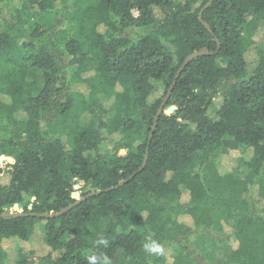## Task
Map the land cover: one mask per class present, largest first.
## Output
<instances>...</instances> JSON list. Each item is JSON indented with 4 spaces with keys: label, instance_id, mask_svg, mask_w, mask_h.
<instances>
[{
    "label": "trees",
    "instance_id": "trees-1",
    "mask_svg": "<svg viewBox=\"0 0 264 264\" xmlns=\"http://www.w3.org/2000/svg\"><path fill=\"white\" fill-rule=\"evenodd\" d=\"M209 1L0 0V264H264V0Z\"/></svg>",
    "mask_w": 264,
    "mask_h": 264
},
{
    "label": "rangeland",
    "instance_id": "rangeland-1",
    "mask_svg": "<svg viewBox=\"0 0 264 264\" xmlns=\"http://www.w3.org/2000/svg\"><path fill=\"white\" fill-rule=\"evenodd\" d=\"M135 14H137V13L135 12ZM96 84H98V83H96ZM102 89L100 87L98 88V86H97V90L102 91ZM97 93H98V95L102 94L100 92H97ZM157 93H158V95L163 94V87L161 85H158ZM78 109H79V106H76L75 110L72 112L71 117L75 116ZM0 156H1L0 161L2 160L1 161L2 164H0V168L3 169V174L0 176H3L6 172L12 171V166L15 164V160L12 157L4 156V155H0ZM237 156H238V153L234 152L231 155H229L228 157H226L227 160H226L225 166L231 168L233 163H234V159ZM3 157H5V159H6L5 161H4ZM83 193H85L84 184L81 182H76L75 186H74V192L72 194L73 198L76 200H79L80 198H82ZM8 210H14L15 212L22 213L24 211V207L19 208L17 205H15L11 208L5 209V211H8ZM43 225H44V223L42 221L37 223V225H36L37 226V228H36L37 235L35 236L34 240L31 243H29V244L27 243L26 249H25V245L10 244L6 247L7 254H8V257L10 260L9 264H14L16 262V258L18 256L19 248L25 252L27 250H30L31 248L37 249L38 251L40 250V248H42V242H43L44 237H43V233L41 232V229H42ZM227 231H229V230H227ZM223 239H227L225 244L228 248H231L233 245L235 246V240L232 237L226 236Z\"/></svg>",
    "mask_w": 264,
    "mask_h": 264
},
{
    "label": "water",
    "instance_id": "water-1",
    "mask_svg": "<svg viewBox=\"0 0 264 264\" xmlns=\"http://www.w3.org/2000/svg\"><path fill=\"white\" fill-rule=\"evenodd\" d=\"M215 1H216V0H210V1L206 4L205 8L201 11L200 16H199L200 22H201V23L206 27V29H207L209 32H211V33H212V30H211L210 26H209L207 23H205V22L203 21V13H204V11H205L206 9H208V8H209V7L215 2ZM218 51H219V48H218ZM218 51H217V52H211L208 48H204L202 51H200V52H195V53H193L192 55H190V56L186 59V61L183 63V65L180 67V69L178 70V73H177V79L181 76V73L183 72V70L186 68V66H187L192 60H194V59H196V58H198V57H200V56H206V55H207V56H212V55H214V54H217ZM177 79L174 81V83H173L172 86L170 87V90H169V92H168V95H167V97L165 98L164 102L162 103V105H161V107H160V109H159V111H158V113H157V117H156L155 123H154V125H153L152 133H151V135H150V139H149L150 142H151L152 137H153V132H154L155 129H156L157 121H158L160 115L162 114L165 105L167 104V102H168V100H169V97H170V95H171V93H172V91H173V89H174V87H175V85H176V83H177ZM173 112H174V109H173V108H170V109L167 111V114H172ZM148 156H149V150H147V153H146V156H145V161H144V163H143V165H142V167H141V169H140L139 171L135 172V173H134L132 176H130L127 180L122 181V182H121L118 186H116L115 188L107 189L106 192H107V191L117 190V189L121 188V187L124 186L126 183H128L129 181H131V180H132V179H133V178H134L139 172H142V171L144 170V168L146 167V164H147V161H148ZM0 157H1V156H0ZM2 174H3V169L0 168V175H2ZM101 192H102V191L93 192V193L87 195L86 197L80 198L79 200L76 201L75 204H73L72 206H70V207H68V208H66V209H63V210H62L61 212H59V213H54V214H51V215H49V214H38V215H34V216L39 217V218H54V217H58V216H60V215H62V214H64V213L68 212L69 210H71L73 207H75L76 205H78L80 202H82V201H84V200H86V199H88V198H90V197H93V196H95V195H97V194H100ZM17 206H18L19 208H22V207H23L22 204H17ZM23 215H24V214L19 213V212H15L14 210H8V211H5L4 214L0 215V217L23 216Z\"/></svg>",
    "mask_w": 264,
    "mask_h": 264
},
{
    "label": "clouds",
    "instance_id": "clouds-1",
    "mask_svg": "<svg viewBox=\"0 0 264 264\" xmlns=\"http://www.w3.org/2000/svg\"><path fill=\"white\" fill-rule=\"evenodd\" d=\"M100 244H107V241L104 239H101L98 241ZM151 251L157 252V251H162L159 245L156 247L152 248ZM88 264H112L111 259L107 256H100L98 257L97 255L93 254L88 257Z\"/></svg>",
    "mask_w": 264,
    "mask_h": 264
},
{
    "label": "bare ground",
    "instance_id": "bare-ground-1",
    "mask_svg": "<svg viewBox=\"0 0 264 264\" xmlns=\"http://www.w3.org/2000/svg\"><path fill=\"white\" fill-rule=\"evenodd\" d=\"M0 164H2V162L0 161Z\"/></svg>",
    "mask_w": 264,
    "mask_h": 264
}]
</instances>
